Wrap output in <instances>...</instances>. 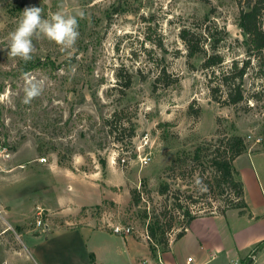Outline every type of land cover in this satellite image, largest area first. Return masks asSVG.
<instances>
[{"label":"rangeland","instance_id":"obj_1","mask_svg":"<svg viewBox=\"0 0 264 264\" xmlns=\"http://www.w3.org/2000/svg\"><path fill=\"white\" fill-rule=\"evenodd\" d=\"M33 5L40 6L46 18L61 8L69 14L83 11L80 36L72 50L62 52L41 38L33 41L35 52L27 63L7 54L9 33L25 7ZM239 12L238 0H0V142L10 153V157L0 155V196L10 201L12 213L23 223L9 228L10 215L0 207V264H40L32 242L52 234L46 223L52 228L90 224L117 236L121 234L113 231L114 225L131 226L133 233L127 236L137 237L138 255L146 259L141 264H162L152 256L146 237L151 210L161 209L165 200L171 206L175 198L184 206L192 204L193 213L203 215L219 211L230 201L234 197L230 189L222 195L212 192L196 205L188 197L192 191L203 190V184L197 183L202 163L192 162L196 148L228 134L242 135L250 149L258 150L241 154L235 167L245 175L256 172L264 189V153H260L264 149V98H253L264 86V69L255 55L246 53ZM184 26L228 31L221 46L225 68L233 60L240 65L251 61L244 83L246 102L233 106L213 100L211 70L202 67L203 54L189 56L180 36ZM202 45L210 49L207 43ZM163 70L172 83L161 79L154 85ZM30 82L40 84L43 91L26 104L24 89ZM191 107L200 109L197 117L190 113ZM108 119L116 122L114 133ZM147 154L151 160L144 164L140 156ZM177 155L190 157L182 177V171L169 169ZM41 157L46 159L40 161ZM52 163L58 173L48 172ZM204 165L209 174L208 163ZM65 167L79 173L82 181L61 173ZM165 181L171 190L161 195L159 188ZM83 183L95 184L96 191L88 195ZM133 190L141 195L138 205L133 203ZM84 195L89 196L87 203ZM59 198L70 200L75 209L66 213L55 209L52 214L35 209L38 203ZM39 210L41 226L36 224ZM237 213L231 208L226 220L248 226V217ZM172 216L176 223L170 241L185 219L177 208L172 209ZM205 221L212 227L219 223L217 219ZM244 232L227 238L224 248L211 259L209 248L202 256L194 252L193 234L179 238L172 255L184 261L190 256L191 264H244L242 258L262 241H253ZM38 234H42L40 239ZM100 236L97 239L102 240ZM215 237L207 247H212ZM116 240V244L111 241L114 254L98 264H123L127 251L123 241ZM19 248L24 253H16ZM51 253L52 260L74 255L66 247ZM78 256L76 260L81 253ZM254 257L253 264H264V251ZM92 260L91 264H97Z\"/></svg>","mask_w":264,"mask_h":264},{"label":"trees","instance_id":"obj_2","mask_svg":"<svg viewBox=\"0 0 264 264\" xmlns=\"http://www.w3.org/2000/svg\"><path fill=\"white\" fill-rule=\"evenodd\" d=\"M240 12L238 16L239 25L244 34L243 44L246 53L251 56L255 55L262 69H264V0H238ZM208 16L205 20H208ZM228 31L225 28L212 31L211 27L201 26L200 28H193L184 26L181 29L180 36L184 40L188 54L190 57L198 54H203L202 67L211 70L210 76V92L214 101L221 105L237 106L246 102L247 96L245 94V75L250 68L251 61L249 59L243 60L241 65L238 60H233V63L225 68V55L221 51V46L224 40L228 38ZM202 42L210 45V49H206ZM157 76L154 85L161 79H167L168 84L173 80L168 78L166 70H163ZM130 76V75H129ZM131 76L128 77L126 85L129 86ZM253 98L260 100L264 98V86L255 92ZM190 113L197 117L200 113L199 108H190ZM108 119L111 132L114 133L115 123ZM125 129V128H123ZM131 135L133 132L131 131ZM249 145L246 139L237 133L228 134L223 137H218L215 141H210L207 146L203 143L198 146L192 156V162L202 163V168L198 172V181L203 184V189L197 192H191L188 197L196 205L199 199L208 198L212 192L223 194L226 189L233 192L234 197L230 201H226L222 207H219L218 213L224 214L228 209L236 208L241 214L247 212L248 205L245 199V188L243 180L239 171L234 166L235 159L246 152ZM208 150V152H206ZM204 153L206 160L204 158ZM188 156H180L173 160L169 169L182 171L181 177L185 174V170L189 167ZM204 162L208 163L211 171L206 174V166ZM171 190V185L168 182H162L159 188L161 195H168ZM174 195V194H173ZM133 203L138 205L141 200V195L136 190L132 192ZM168 198V197H167ZM161 209L156 207L151 210V216L147 225V232L149 234V246L152 256L158 260L159 252L167 251L170 248V233L175 227V218L172 216V209H181L183 212L184 224L177 232L176 238L179 239L186 233L187 227L191 221L199 216L198 213H193L191 205L186 206L180 204L175 198L170 206L169 203H162ZM214 213V211H213ZM264 249V240L257 243L249 256L242 259L244 264H249V259L258 251ZM252 264V263H251Z\"/></svg>","mask_w":264,"mask_h":264},{"label":"crops","instance_id":"obj_3","mask_svg":"<svg viewBox=\"0 0 264 264\" xmlns=\"http://www.w3.org/2000/svg\"><path fill=\"white\" fill-rule=\"evenodd\" d=\"M254 151H258V150H252L249 148L247 150V153L250 152L253 153ZM260 153H264V149H260ZM238 158L239 156L235 159L234 166H236V162ZM20 167H22V165H20ZM49 171L58 173V171L54 170L53 163L50 165V169L48 170V172ZM237 171H239L240 176L244 183L245 199L248 205L247 212L241 214L239 210L236 209L238 211L237 214L241 218L248 217L246 218L247 219L246 221L248 222V226L249 227L252 226V227L251 229L245 230V228L248 226L243 228L242 226L239 225L238 226H235V224L231 225L229 220H226L228 211L230 209H228L224 214L214 212L210 214L199 215V217L191 221L190 225L186 229L185 235L182 236V239L185 238L187 239L190 238L192 234L194 235V239H193L194 252L197 253L198 255L202 256L204 252L207 251L209 248L208 257L209 259L213 258L216 255L215 251H219L224 248V241L227 238H229L230 236H237V235L241 236L242 235L241 233H243L244 230H245L244 233L248 235V238L253 237V241L258 239L264 240V189L260 183V176H258L257 173L255 172V174L253 173L252 175L251 173H248L249 175L247 174L248 175L247 177V175L241 173V170H237ZM60 172L72 179H79L80 181H82L83 179L81 176L78 175L79 173L76 174L74 171H71V169L67 167H65ZM84 186L85 189L88 190L87 192H85L88 195H89V191L91 192L96 191L95 184L93 186L90 183H86L84 184ZM44 187H47V185H44ZM88 195L83 196L84 203H87L86 200L89 199ZM260 195L262 196V200L260 199ZM0 198H1L0 207L5 208L7 214L10 215L11 220H8L6 218L9 224L12 227L23 225V223H21V221L15 216V212L12 213L13 207L11 206L10 201H8L6 197L2 195L0 196ZM70 203H71L70 200L67 201L66 199L62 200L61 198H59V201H57L56 199L55 201L50 200V201H44V203H38L36 204L35 209L37 207H41L42 209L44 208L49 211L48 214H52L51 213L52 210L55 209L59 210V212L61 213H66L65 211H69V209H75V204L73 205L72 203L71 204ZM206 219H214V220L217 219L219 223L217 226L212 227L206 223L205 221ZM253 221H255L254 225L256 226L252 225ZM45 225L47 229H51L52 234L46 235L45 239L32 242V245L34 247L33 250L36 249L35 252L37 254V258L40 264H91L92 259L94 261H97L98 264L103 262V259L105 257L114 254V248L111 241H114V243L116 244L117 242L116 239H121V241H123L122 244L125 246L124 253H126L127 251L126 257L123 258L124 261L123 264H141L142 262H145L144 260H146L144 257H139L138 255V248H137L138 239L134 235H132L133 237L130 236L131 238H128V236L131 234H127L128 236L127 235L117 236L114 234H109L107 231L104 230L105 229L104 227H96L90 224H83L73 227H54V228H52L49 223H46ZM30 231L32 230L29 229L25 232L30 233ZM102 233L104 234L106 233L105 235L107 236H103L104 234ZM97 235H101L100 237H103V239L102 240L101 238L97 239ZM36 236H38L40 239V237H42V234H38ZM213 237L216 238L215 242H212V247H207L206 243L212 241ZM178 240L180 239H175V238L172 239V241L170 242L169 250L161 252L162 256L159 257L161 259L162 264H187V259L184 261L183 259L176 258L174 255H172V246ZM63 247L69 248L74 255H72L71 253L70 255L72 256L70 258L52 260L53 257L51 252L56 251L57 249L58 250L62 249ZM262 250L264 251V249ZM262 250L261 252H263ZM15 252L24 253L22 248L17 249V251ZM251 252L246 256H249ZM78 253H81V259L76 260L79 257ZM122 255L123 254H121L120 257H122ZM82 257H84V259H82ZM251 258L253 259L252 261L253 264L256 257H254L253 255ZM178 260L180 262H178Z\"/></svg>","mask_w":264,"mask_h":264},{"label":"clouds","instance_id":"obj_4","mask_svg":"<svg viewBox=\"0 0 264 264\" xmlns=\"http://www.w3.org/2000/svg\"><path fill=\"white\" fill-rule=\"evenodd\" d=\"M83 18V11L69 14L62 8L46 18L40 6L25 7L16 28L9 33L7 54L27 63L33 59L35 52L33 41L41 38L55 43L60 51L68 52L75 47L79 39V19ZM42 91V86L37 82L26 84L23 102L31 103Z\"/></svg>","mask_w":264,"mask_h":264},{"label":"built area","instance_id":"obj_5","mask_svg":"<svg viewBox=\"0 0 264 264\" xmlns=\"http://www.w3.org/2000/svg\"><path fill=\"white\" fill-rule=\"evenodd\" d=\"M0 152H1L0 155H3L5 157H10V153L6 150L5 146H3V144L1 142H0ZM45 159H46L45 157H41L40 161H44ZM140 159H141L142 163L147 164L151 160V156H150V154L143 155V156H140ZM38 215H39V217L37 218L36 224L38 226H41L44 224L43 219H42V210L38 211ZM0 216H2L1 210H0ZM7 224L9 226V228H12V226L8 223V221H7ZM113 231L116 234L127 235V234L133 233V228L131 226L114 225ZM146 237L149 239V234L147 231H146ZM192 260L193 259L191 257H189L187 260V264H191ZM144 263H146V261Z\"/></svg>","mask_w":264,"mask_h":264},{"label":"water","instance_id":"obj_6","mask_svg":"<svg viewBox=\"0 0 264 264\" xmlns=\"http://www.w3.org/2000/svg\"><path fill=\"white\" fill-rule=\"evenodd\" d=\"M252 261H253V259L251 258V259H250V261H249V264H251V263H252Z\"/></svg>","mask_w":264,"mask_h":264}]
</instances>
